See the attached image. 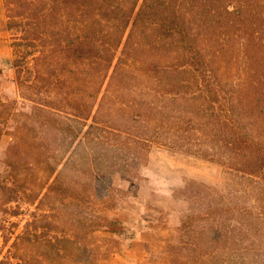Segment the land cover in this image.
Wrapping results in <instances>:
<instances>
[{
	"label": "trees",
	"instance_id": "16d2710c",
	"mask_svg": "<svg viewBox=\"0 0 264 264\" xmlns=\"http://www.w3.org/2000/svg\"><path fill=\"white\" fill-rule=\"evenodd\" d=\"M4 4L35 52L33 79L17 71L25 124L0 121L14 131L0 196L17 202L12 216L21 202L34 210L5 237L0 264H105L97 233L129 229L111 214L121 201L115 181L161 147L215 162L225 177L208 196L187 184L197 202L175 223L165 261L264 264V0ZM232 41L244 68L236 79L223 65ZM0 104L16 115L15 101ZM25 154L44 175L39 185L17 171Z\"/></svg>",
	"mask_w": 264,
	"mask_h": 264
},
{
	"label": "rangeland",
	"instance_id": "374dc122",
	"mask_svg": "<svg viewBox=\"0 0 264 264\" xmlns=\"http://www.w3.org/2000/svg\"><path fill=\"white\" fill-rule=\"evenodd\" d=\"M10 15L4 0H0V101H15L19 105L15 109L16 115H13L15 107L8 113L9 110L1 108L0 104V121L7 116L14 122L22 123L26 119L22 112L24 108H28L29 103H25L21 97L17 71L21 70L23 81L29 83L33 79L31 57L35 48L21 39V19ZM237 47V42L232 41L223 54V65L228 68L226 74L235 79L244 73L243 60L237 55ZM243 101L245 103L244 99ZM0 126L1 169L14 131L11 125L1 123ZM24 136L29 139L32 132L28 130ZM17 171L28 177L30 185L33 181L39 185L44 180V175L31 154L23 156V162L19 164ZM224 178L222 166L215 162L168 147L157 148L147 164L141 166L135 175L117 177L115 181L121 189V201L120 206L111 214L123 219L129 229L122 236L110 238L105 237L107 235L104 232L97 233L98 249L109 248L110 254L106 262L121 255L123 260L130 262L132 257L129 250L134 242V245L145 246L153 261L165 263L163 250L167 243L176 240L175 223L197 202L193 196L198 194V188L187 189V184L196 181L205 185L200 189L201 195L208 196L211 189L207 187L216 188L223 184ZM16 203L5 204L4 198L0 196V259L8 247L4 243L5 237L14 238L34 210V205L21 202L20 215L12 216ZM135 240L138 242L135 243Z\"/></svg>",
	"mask_w": 264,
	"mask_h": 264
},
{
	"label": "crops",
	"instance_id": "0c3cea01",
	"mask_svg": "<svg viewBox=\"0 0 264 264\" xmlns=\"http://www.w3.org/2000/svg\"><path fill=\"white\" fill-rule=\"evenodd\" d=\"M138 242V240H135V243ZM130 257H132L130 262H126V260H123V258L120 256L118 258H111L106 262V264H162L159 262L153 261L148 254L147 248L145 246H138L134 245V242L129 250ZM165 260V259H164ZM167 261H165L166 263ZM163 263V264H165Z\"/></svg>",
	"mask_w": 264,
	"mask_h": 264
}]
</instances>
